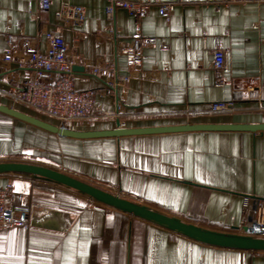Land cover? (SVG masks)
Returning a JSON list of instances; mask_svg holds the SVG:
<instances>
[{"label":"crops","instance_id":"crops-1","mask_svg":"<svg viewBox=\"0 0 264 264\" xmlns=\"http://www.w3.org/2000/svg\"><path fill=\"white\" fill-rule=\"evenodd\" d=\"M61 3L84 8L80 27L55 20ZM106 6V0H50L43 11L37 0H0L1 88L29 77L16 62L4 67L6 37L19 52L22 39L52 30L80 58L72 71L76 90L95 91L97 114L107 115L75 131L264 124V0H183L168 21L151 4L140 30L167 49L144 47L138 73L116 50L129 43L135 23L123 9L108 21ZM214 38L224 53L222 85L212 69ZM107 64L128 81L115 87L107 73L91 72ZM215 102H230L233 111L188 114ZM0 104L13 105L2 95ZM31 151L49 168L212 231L238 233L246 203L264 200L259 131L71 139L0 114V159ZM7 182L12 204L28 207L29 223L0 233V264H264V252L208 246L42 179L0 175V186Z\"/></svg>","mask_w":264,"mask_h":264},{"label":"built area","instance_id":"built-area-1","mask_svg":"<svg viewBox=\"0 0 264 264\" xmlns=\"http://www.w3.org/2000/svg\"><path fill=\"white\" fill-rule=\"evenodd\" d=\"M105 17L112 21L117 9L125 10L133 19L136 31L129 43L116 44V50L125 58L127 66L134 73L141 71L142 49L160 45L161 50H166L164 43H159L155 37H148L140 30V22L146 16L151 4L157 6L158 13L167 21L170 19L174 7L183 0L154 1L144 0H106ZM38 8L46 11L50 8V0H37ZM55 20L65 27H80L85 21V10L81 6L61 3L54 16ZM108 32L112 29L109 27ZM44 45L41 50L39 44ZM6 49L1 60L4 67L16 62L20 68L29 71V77L21 83L13 79L8 80V87L1 88L0 95L6 97L13 105L23 107L46 116L58 123L59 127H65L68 123L77 121H89L95 117L107 115L97 114L96 93L93 90H76L73 82L72 67L80 63L79 57L69 54L66 42L61 36L52 30L39 31L32 38L21 41V49L16 51V43L13 37H6ZM212 69L218 74L217 85H222L220 73L224 66V53L220 39L214 38L212 50ZM105 72L115 87L128 81L126 76H118L112 64L105 67H93V74ZM233 111L230 102H215L209 104L200 111L189 112L195 115H214ZM13 187L10 182L0 186V233L6 229L26 227L29 223V210L26 206L12 204ZM247 201V200H246ZM243 209V219L240 222L237 234L248 235L254 238L264 239V200H258L253 205ZM249 206V207H248ZM246 230V233H244Z\"/></svg>","mask_w":264,"mask_h":264},{"label":"water","instance_id":"water-1","mask_svg":"<svg viewBox=\"0 0 264 264\" xmlns=\"http://www.w3.org/2000/svg\"><path fill=\"white\" fill-rule=\"evenodd\" d=\"M78 68L79 67H72V71ZM0 114L12 117L54 135L71 139L119 138L133 135H153L191 131H259L264 133V124L240 125L189 123L183 125L135 129L122 128L117 125L111 130L75 131L51 124L7 105L0 104ZM3 174H17L34 177L36 179H42L44 181L62 186L80 193L107 207L129 214L134 218L142 219L161 226L208 246L242 251L264 252V239L262 238H254L245 234L222 233L205 229L180 219L169 217L149 209L144 205L127 200L102 188L49 167L23 162L0 161V175ZM244 233H246V230H244Z\"/></svg>","mask_w":264,"mask_h":264},{"label":"rangeland","instance_id":"rangeland-1","mask_svg":"<svg viewBox=\"0 0 264 264\" xmlns=\"http://www.w3.org/2000/svg\"><path fill=\"white\" fill-rule=\"evenodd\" d=\"M8 106L13 107L19 111H23L24 113H27V114L32 115L34 117H37L39 119L46 120L48 122H52L58 126V123L55 122L54 120H52L46 116H43L41 114H38L36 112H33V111L23 107L22 105H8ZM85 123H87V122L86 121L71 122V123H68L67 125H65L64 128H70V129L74 130L75 127H83V125H86ZM0 161L23 162V163H31V164H37V165L42 164L41 166L47 167L46 165H43V164H45V162H47L46 159H43V158L41 159V158L37 157L33 151H31L30 153L29 152L28 153L27 152L26 153L21 152L20 154L11 155L10 157H6V159H0ZM25 177H28V176H25ZM32 178H34V177H32ZM115 195H117V194H115Z\"/></svg>","mask_w":264,"mask_h":264}]
</instances>
